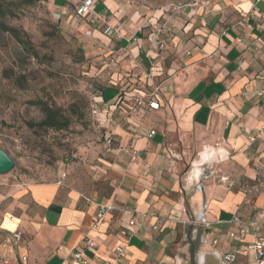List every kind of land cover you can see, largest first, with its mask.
Instances as JSON below:
<instances>
[{"label": "crops", "instance_id": "1", "mask_svg": "<svg viewBox=\"0 0 264 264\" xmlns=\"http://www.w3.org/2000/svg\"><path fill=\"white\" fill-rule=\"evenodd\" d=\"M194 1L179 13L168 11L162 23L151 21L145 38L142 30L131 34L121 18L113 17L111 0H98L95 14L72 22L93 28L108 43L115 40L112 54L135 68L137 78L120 87L112 82L114 87L96 98L104 110V132L114 133V156L103 161L91 192L74 187L62 193L60 184L0 188V230L11 241L22 233L18 264H70L87 235L97 244L96 253L85 252L87 264H191L192 244L196 264H225L221 254L226 253L236 255L239 264L256 263L248 247L257 235L264 236V222L258 233L232 237L238 227L230 220L237 212L248 222L264 217V194L247 205L242 192L264 166V95L259 96L264 50L258 42L264 39V2ZM164 25L172 32L161 35L165 44L159 46L152 34ZM110 26L117 31L113 37L105 35ZM156 86L161 87L154 98L160 108L145 106L129 115L136 100ZM152 130L156 135L149 138ZM102 205L154 217L138 235L126 237L118 212L92 228ZM191 219H204L211 227L180 223ZM213 240L219 242L216 249L209 245ZM119 247L125 249L121 259L115 256Z\"/></svg>", "mask_w": 264, "mask_h": 264}, {"label": "rangeland", "instance_id": "2", "mask_svg": "<svg viewBox=\"0 0 264 264\" xmlns=\"http://www.w3.org/2000/svg\"><path fill=\"white\" fill-rule=\"evenodd\" d=\"M49 1L51 5L0 0V21L17 29L23 40L0 34V148L15 162L9 174L0 176V188L60 184L62 193L74 187L91 192L96 184L91 180L103 161L114 156L106 151L104 129L95 121L92 105L105 89L114 87L112 82L120 87L137 77L135 68L125 67L112 54L115 40L108 43L88 26L73 27L68 14L60 22L54 20L52 3L64 5L65 0ZM111 1L113 17L121 18L131 34L142 30L143 38L151 21L160 18L162 23L170 8L193 2ZM40 102L60 109L69 126L38 127L45 117ZM17 252L18 244L0 230V258L18 264Z\"/></svg>", "mask_w": 264, "mask_h": 264}, {"label": "built area", "instance_id": "3", "mask_svg": "<svg viewBox=\"0 0 264 264\" xmlns=\"http://www.w3.org/2000/svg\"><path fill=\"white\" fill-rule=\"evenodd\" d=\"M44 2L45 0H41ZM253 2H264V0H252ZM98 0H84L78 2V4L75 3L74 0H65V4L62 6H57L54 3L53 11H52V17L54 20L60 22L63 19V16L65 14L69 15L68 23L73 24L76 19L77 20H84L86 19L87 15L89 14H95L94 13V7L97 4ZM204 2L203 0H195L194 5L202 4ZM191 6V5H190ZM185 8V5L183 6H174L170 8L168 11L172 14L179 13ZM172 32V28L170 26L164 25L163 27H160L159 30H157L156 33H153L152 36L155 38V43H157L159 46H164L165 40L161 39V35L170 34ZM117 33L116 28L113 26L108 27L105 30V35L108 37H113ZM131 41L137 42L138 38L136 36L131 37ZM261 48L264 50V39L258 40ZM190 55V53H188ZM161 92V87L156 86L154 91H152L149 94H146L144 97L137 99L135 104L129 109V115H137L139 112L145 107H149L153 110H158L160 108V105L158 102L154 99L157 94ZM264 91H261L259 93V96H263ZM92 115L95 119V121L101 125L102 117H104V110L100 107V104L95 101L92 105ZM104 128V127H103ZM105 129V128H104ZM107 129V128H106ZM244 131H247V129H244ZM156 135V132L152 130L149 134V138H153ZM104 144L107 147V152H111L114 146V133L110 130H105L104 136H103ZM251 141L254 142L255 138H251ZM133 159L135 161H140V158L137 154L134 155ZM264 182V166L257 169L256 178L253 182H250L246 184L242 188V192L244 194V203L247 205H252L255 201V198L260 195L264 194V191L262 190V184ZM230 187H232V184H229ZM118 212L120 214V221L122 224V230L121 234H123L126 237H133L140 233V230L142 226L145 224V222L149 219L154 217L150 213H140L135 209H131L128 207H122L118 208L112 205H102L99 206L98 211L96 213V218L93 223L92 228L97 229L99 225L105 220V217L108 214ZM160 220H158L159 222ZM264 222V217L258 220L253 221H244L239 213L233 214L232 219L230 220L231 224H236L238 227L237 233H231L232 237H236L237 235L243 236L249 234L251 231L259 232L260 224ZM180 223L184 225H190V226H202L206 229H209L211 227V223L206 220H187V221H180ZM154 230H158L157 224L153 227ZM22 240V233L17 232L13 234V241L15 244H19ZM219 242L217 240H213L212 242H209V245L216 249L218 247ZM250 251H252L255 254L256 263L255 264H264V236L257 235L254 242L248 247ZM85 252L89 253H96L97 252V244L94 239L89 237L88 235L85 236L83 240V247L82 248H76V250L71 254L70 256V264H87V259L85 257ZM115 256L118 259L125 257V249L123 247L117 248L115 251ZM222 260L225 264H239L237 261V257L234 254L226 253L221 254ZM0 264H10V261L1 259L0 258Z\"/></svg>", "mask_w": 264, "mask_h": 264}, {"label": "trees", "instance_id": "4", "mask_svg": "<svg viewBox=\"0 0 264 264\" xmlns=\"http://www.w3.org/2000/svg\"><path fill=\"white\" fill-rule=\"evenodd\" d=\"M36 1L39 4H43V5L50 3L49 0L47 1L45 0L44 2H42L41 0H27V4L32 5ZM3 14H6V12H3ZM3 32H7L11 34L19 43H23V40L17 29L11 28L5 25L2 21H0V34ZM39 105H41L45 117H44V120L40 124L37 125L38 127L42 129L63 130L69 126V121L67 120V118L65 117V115L62 113L60 109H54L53 107L49 106L47 103H44V102H40Z\"/></svg>", "mask_w": 264, "mask_h": 264}, {"label": "water", "instance_id": "5", "mask_svg": "<svg viewBox=\"0 0 264 264\" xmlns=\"http://www.w3.org/2000/svg\"><path fill=\"white\" fill-rule=\"evenodd\" d=\"M141 57L148 68H151V62L145 52L141 51ZM15 168V162L11 156L0 148V176L9 174ZM51 210L57 213L61 212L58 206H52ZM191 264H196L195 246L192 244L190 251Z\"/></svg>", "mask_w": 264, "mask_h": 264}]
</instances>
